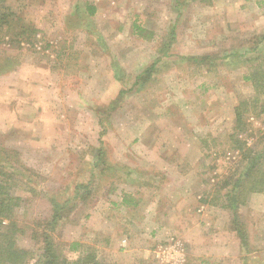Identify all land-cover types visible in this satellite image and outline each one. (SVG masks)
<instances>
[{
	"label": "rangeland",
	"instance_id": "rangeland-1",
	"mask_svg": "<svg viewBox=\"0 0 264 264\" xmlns=\"http://www.w3.org/2000/svg\"><path fill=\"white\" fill-rule=\"evenodd\" d=\"M6 4L36 29L19 45L0 35V59L17 61L0 73V165L22 264L46 236L68 264L88 250L102 264H264V191L222 206L246 165L236 141L264 149V89L243 78L264 59V0Z\"/></svg>",
	"mask_w": 264,
	"mask_h": 264
},
{
	"label": "trees",
	"instance_id": "trees-1",
	"mask_svg": "<svg viewBox=\"0 0 264 264\" xmlns=\"http://www.w3.org/2000/svg\"><path fill=\"white\" fill-rule=\"evenodd\" d=\"M87 9L92 15L96 7L90 4ZM17 17L16 12L6 4V0H0V35L2 37L7 35L10 42L19 45L23 40L30 41L36 29L30 22L24 21L20 16ZM4 29L5 33L2 32ZM132 30L142 37L145 36V30L140 24L133 23ZM257 63L249 67V73L244 75L243 78L252 82L256 92H261V89H264V59L257 61ZM16 64L17 61L14 57L0 59V73L10 71ZM255 101L257 99L254 100V104ZM242 104L245 105L246 102L240 101L235 107V129H240L242 123ZM236 144L235 148L240 150L241 161L244 160L246 165L242 171L229 177L228 182L231 185L223 194L224 201L222 203L223 207L233 210L245 201L247 192L264 191V149L254 152L253 149L247 148L240 140H237ZM252 160L256 162L251 163ZM9 177L10 174L0 165V264H22L26 260L29 251L16 246L14 234L17 228L14 221L9 218L12 215L14 206L18 204L20 199L18 196L9 194L10 184L6 181ZM80 186L84 185H77L76 191L80 189ZM74 196L78 198L80 195L76 193ZM126 201V197H123L122 202L126 203ZM64 207V203L63 205L56 201L53 203V212L50 219L52 225L61 217V210ZM6 218L9 219L7 224L3 223ZM235 223L236 221L233 222V224ZM47 238V236L44 238L43 250L41 249V253L38 254L35 264H68L67 258L58 253L52 242ZM77 246H79V243L72 241L69 244V249H76ZM70 264L102 263L95 258L93 251L88 250L83 254L80 253Z\"/></svg>",
	"mask_w": 264,
	"mask_h": 264
},
{
	"label": "crops",
	"instance_id": "crops-1",
	"mask_svg": "<svg viewBox=\"0 0 264 264\" xmlns=\"http://www.w3.org/2000/svg\"><path fill=\"white\" fill-rule=\"evenodd\" d=\"M139 245H140V243H139ZM138 246V245H137Z\"/></svg>",
	"mask_w": 264,
	"mask_h": 264
}]
</instances>
